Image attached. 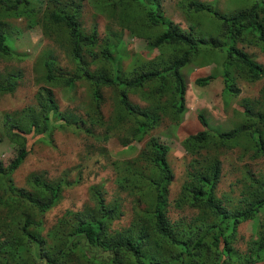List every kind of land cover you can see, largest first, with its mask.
<instances>
[{
  "label": "trees",
  "instance_id": "1",
  "mask_svg": "<svg viewBox=\"0 0 264 264\" xmlns=\"http://www.w3.org/2000/svg\"><path fill=\"white\" fill-rule=\"evenodd\" d=\"M42 1L40 5L38 2ZM84 0H0V59L19 56L9 21L25 19L29 28L40 25L42 34L69 48L72 71L63 72L52 52L38 63L35 103L5 114L8 140L17 145L7 165L0 162V264H260L264 262V172L247 169L248 184L239 196H218L221 157L236 146L245 147V134L255 147L253 158L264 156V113L245 103L249 124L220 130L208 126L197 114L202 130L181 140L188 157L177 196L170 200L176 180L170 158L171 146L152 131L167 118L178 126L187 112V80L182 69L196 59L202 47L224 49L221 80L224 94H236V78L253 82L264 75L263 66L237 43L260 46L264 42V0H247L246 7L222 10L215 3L181 0L186 27L165 15L160 0H90L109 22L99 35L96 25H85ZM237 1V0H235ZM148 40L158 53L150 60L130 54L122 46L121 29ZM264 50V49H262ZM125 59H128L126 65ZM217 77V76H216ZM195 78L202 86L216 78ZM21 71L0 73V93L13 92ZM78 83L87 89L86 118L62 111L53 87L73 91ZM109 90L115 103L114 120L131 124L130 138L121 149L130 150L144 141L138 158L111 161L116 188L123 196L107 201L102 185L90 186L92 204L66 209L45 231L44 215L58 204L62 192L77 182L48 178L31 172L27 187L11 181L29 149L27 135L48 138L55 126H74L100 140L111 127L101 105ZM135 98V99H134ZM79 109L83 99L78 96ZM86 107V108H85ZM104 126L103 128H99ZM155 131V130H154ZM245 150V149H244ZM139 161H138V160ZM128 201L131 218L116 226ZM172 209L188 214L174 219ZM189 211L191 213L189 214ZM250 221L252 234L246 249L236 245V231Z\"/></svg>",
  "mask_w": 264,
  "mask_h": 264
},
{
  "label": "rangeland",
  "instance_id": "2",
  "mask_svg": "<svg viewBox=\"0 0 264 264\" xmlns=\"http://www.w3.org/2000/svg\"><path fill=\"white\" fill-rule=\"evenodd\" d=\"M181 0H160L162 9L166 16L172 21L179 23L185 28L186 17L180 4ZM215 3L222 10H232L235 7L247 4V0H200ZM40 5L42 1L38 2ZM87 27L96 25L99 35H104L106 25H111L114 30H119L117 22H109L105 12H99L90 4V0L83 1L82 16ZM11 35L15 37L14 47L19 56L0 59V73L20 70L21 78L16 89L9 93H0V113L13 108L20 109L35 103V92L38 88L36 83L38 63L47 52H52L59 67L63 72L72 71L74 65L70 59L67 45L62 48L59 43L42 34L40 25L31 28L27 26L25 19H13L9 21ZM122 48L130 54L136 53L143 60H150L157 55V51L148 47V39L143 36L133 35L127 28L121 29ZM249 55L260 63L264 68V42L260 46L237 43ZM226 58L224 49L217 50L209 45L202 47V51L196 59L185 66L184 72L187 80L185 94L187 112L182 117L178 128L170 124L169 119H163L162 123L152 131L154 136L161 137L171 146L170 158L173 165V173L176 180L170 185V200L177 196L179 191L182 173L187 161L181 140L188 134L200 130V122L197 114L201 113L208 124L221 125L226 129L241 124H249L252 119H247L244 108L245 103L252 107L253 112L264 113V75L262 78L249 82L236 78L235 86L239 89L236 94H224V83L221 80L222 62ZM128 59H125L126 65ZM213 75L215 79L206 82L202 86L195 85V78L200 76ZM71 92L65 87L54 86L53 91L59 105V109L67 112H74L77 116L86 118L84 105L88 104L87 89L80 83ZM109 90L105 91L106 101L101 105L106 123L111 127L107 135L112 136L107 140H100L76 127L68 126L62 128L55 126L51 129L48 138L28 135V144L31 147L25 160L11 173V181L16 186L27 187L26 180L31 172L41 173L48 178H67L77 182L66 187L57 205L52 207L44 215L45 231L54 223L66 209L78 210L84 204H92L90 186L102 185L104 196L107 201L123 196L116 188L114 182L111 161H131L138 158V153L148 139V136L137 142L134 148L125 150L119 148L121 142L130 138L131 124L115 121V103ZM78 96L83 99L82 108L78 106ZM113 96V95H112ZM135 99V98H134ZM86 108V107H85ZM259 129L264 132V124L255 121ZM104 126L99 127L100 129ZM245 147L239 145L227 151L222 156L223 170L221 179L216 188V194L239 196L244 184H248V177L245 175L247 169L255 175L264 172V156L253 158L255 147L249 135L241 136ZM245 149V150H244ZM17 145L8 139H0V162L7 165L13 159ZM138 160V159H137ZM139 161V160H138ZM244 188V187H243ZM191 211H189V214ZM176 219L181 215L188 214L187 211L174 210L170 212ZM131 218V210L128 201L123 206V215L116 221V226H125ZM252 234L251 222H242L236 231L239 238L238 249H246V241ZM264 264V262L260 263Z\"/></svg>",
  "mask_w": 264,
  "mask_h": 264
},
{
  "label": "clouds",
  "instance_id": "3",
  "mask_svg": "<svg viewBox=\"0 0 264 264\" xmlns=\"http://www.w3.org/2000/svg\"><path fill=\"white\" fill-rule=\"evenodd\" d=\"M21 109V108H20ZM15 110H19V109H17V108H13V109H10V110H5V111H3L2 113H0V139H9L8 138V136H7V134H6V132H5V129H4V126H3V119H4V116H5V114H10L12 111H15ZM174 126V125H173ZM208 126H210V127H214V128H218V129H220V130H224V129H226L225 127H223V126H221V125H212V124H208ZM202 128H203V126L201 127V128H199L200 130H202ZM28 135H30V134H28ZM27 135V136H28ZM26 136V137H27ZM16 154V153H15ZM27 155H28V153H27ZM26 155V156H27ZM15 156V155H14ZM14 158V157H13ZM26 158V157H25ZM25 158H24V160H25ZM23 160V161H24ZM22 161V162H23ZM221 161H222V157H221ZM222 170H223V162H222ZM221 176H222V172H221ZM221 179V178H220Z\"/></svg>",
  "mask_w": 264,
  "mask_h": 264
}]
</instances>
